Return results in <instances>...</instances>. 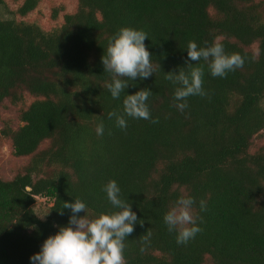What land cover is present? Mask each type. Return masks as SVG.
<instances>
[{"label": "trees", "instance_id": "obj_1", "mask_svg": "<svg viewBox=\"0 0 264 264\" xmlns=\"http://www.w3.org/2000/svg\"><path fill=\"white\" fill-rule=\"evenodd\" d=\"M40 2L8 11L0 0V144L26 161L12 178L0 174V264H29L67 226L65 202L84 201L90 219L119 211L102 191L111 180L138 219L126 264H264V0H76L50 31L25 20ZM122 28L147 34L154 70L113 99L101 57ZM191 41L221 43L244 65L212 77L208 62L188 59ZM193 67L206 95L189 96L181 111L166 74ZM143 89L150 120L125 116L121 129L108 119ZM188 196L201 231L178 245L163 217ZM39 199L52 204L46 216Z\"/></svg>", "mask_w": 264, "mask_h": 264}, {"label": "clouds", "instance_id": "obj_2", "mask_svg": "<svg viewBox=\"0 0 264 264\" xmlns=\"http://www.w3.org/2000/svg\"><path fill=\"white\" fill-rule=\"evenodd\" d=\"M147 39V34L142 30L122 28L109 41L101 63L104 72L111 77V82L106 87L113 99L120 98L121 93L129 86V81L153 76L151 55L144 43ZM186 52L190 61L208 62L212 77L225 78L229 72L244 65V58L239 53H226L221 43L202 48L191 41ZM166 75L169 80L179 85L174 91V100L177 101L176 107L179 110L187 108L186 100L189 96L206 95L202 68L193 67L188 73L178 71ZM151 94L150 90L143 89L126 95L123 100V114L110 112L108 119L115 117L116 126L121 129L127 127L125 116L150 120L147 101ZM96 133L103 135V121L97 125ZM102 191L112 207L119 211L102 213L90 219L85 215L87 205L84 201L77 198L75 201L65 202L64 209L71 212L67 226H59L54 235L46 238L39 251L29 257V264H126L123 255L125 241L134 231L137 215L132 211L131 204L121 198V189L115 180L104 185ZM194 204V198L181 197L163 217L168 230L176 233L178 245L187 244L201 231L197 218L192 214ZM200 208L201 211L205 210L203 201ZM80 213L84 215L81 216ZM143 243H149L148 235L143 237ZM141 251H144L143 247Z\"/></svg>", "mask_w": 264, "mask_h": 264}, {"label": "rangeland", "instance_id": "obj_3", "mask_svg": "<svg viewBox=\"0 0 264 264\" xmlns=\"http://www.w3.org/2000/svg\"><path fill=\"white\" fill-rule=\"evenodd\" d=\"M8 7V11H16L24 2V0H5ZM61 8L56 20L51 19L52 9ZM76 0H41L37 8L25 18L28 22H33L42 27L45 31H50L53 28L61 26L63 23V17L66 14H70L75 10ZM5 18H9L8 14L4 15ZM31 102V99H27V103ZM11 113H7L6 116H10ZM12 147L7 141H2L0 144V174L5 175L7 178H12L22 166L26 164L25 160H19L12 156ZM41 205V206H40ZM52 204L47 203L45 200L39 199L38 204L35 206L36 211L46 216L44 211L45 207H51Z\"/></svg>", "mask_w": 264, "mask_h": 264}]
</instances>
